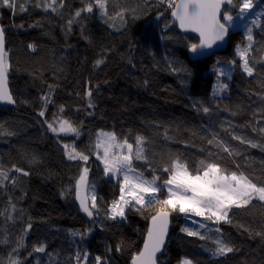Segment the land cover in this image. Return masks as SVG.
Returning <instances> with one entry per match:
<instances>
[{"label":"trees","instance_id":"obj_1","mask_svg":"<svg viewBox=\"0 0 264 264\" xmlns=\"http://www.w3.org/2000/svg\"><path fill=\"white\" fill-rule=\"evenodd\" d=\"M46 2L16 0L15 9L0 7L15 99L14 106L0 105V168L9 175L0 178V264H96L97 256L101 264H131L140 253L159 205H130L126 219L111 218L121 183L105 173L97 156L101 130L133 144L137 135L145 137L147 160L133 159V168L161 182L179 158L193 175L215 163L264 184V15L258 25H228V49L192 60L189 48L199 39L180 31L167 0H106V14L97 6L81 11L94 0H63L62 6L57 0L55 12L45 10ZM235 3L239 8L226 11L239 13ZM248 28L254 37L252 76L237 54L238 46L249 44ZM54 117L69 119L81 136L54 134L48 128ZM73 148L88 160H69L66 151ZM84 168L95 186L92 217L76 195ZM166 197L163 188L158 198ZM172 213L159 264L185 258L193 264H264V202L232 207L228 221L207 220L204 227L188 228L186 213ZM217 240L233 251L214 256ZM38 246L44 252H36Z\"/></svg>","mask_w":264,"mask_h":264},{"label":"snow or ice","instance_id":"obj_2","mask_svg":"<svg viewBox=\"0 0 264 264\" xmlns=\"http://www.w3.org/2000/svg\"><path fill=\"white\" fill-rule=\"evenodd\" d=\"M60 5H63V0H59ZM165 2V0H161ZM168 7L172 8V16L179 21L182 29H191L192 31L200 34V45H191L193 52L197 48L211 47L217 40H223L227 33V26L220 20L221 8L224 5H233V0H167ZM57 0H50L43 4L45 10L51 9L55 12ZM38 7L41 5H37ZM97 6L102 10V14H106V0H94L89 2L81 11L92 12L93 7ZM252 0H243L240 6V18L242 19L246 10L252 8ZM0 7H8L15 9L16 0H0ZM21 11L24 10L23 4L20 5ZM81 11L75 13L76 17L81 15ZM223 20L232 22L234 17L228 12L223 13ZM72 21H69L71 25ZM255 23V21H253ZM246 39L249 44L243 48L237 47V54L242 60L243 71L249 76L254 74V67L250 65L248 54L252 48L254 37L252 29H247ZM32 48V45H29ZM8 53L5 50V32L3 27H0V101L8 103H15L12 95L7 89V73L9 70ZM103 61L97 60L96 64L99 65ZM87 95L90 97L91 92ZM47 104L48 97H42ZM89 103V107H91ZM61 111L63 109L61 108ZM208 112V108L203 109ZM40 116H44L45 112L41 111ZM48 128L54 134H76L79 135V130L66 119L54 117L53 122L48 123ZM264 131V129H261ZM241 139L240 137H234ZM241 142H245L241 139ZM146 138L140 135L136 136L135 142L129 143L124 138L120 139L113 133H98L96 149L98 150L97 156L103 160L105 165V173L120 174L123 173V183L120 187V200L114 201L110 208V215L112 219L117 216L124 217L125 206L134 201V205L151 206L153 203L158 204L159 208L156 214L152 217L153 227L149 229L148 240L145 242L144 250L133 258V264H155V253L160 251L164 242V235L167 231L168 217L170 211H179L181 213H193L196 216H203L207 220L214 222L228 221V212L232 207H246L253 199L264 202V184H257L251 178L243 173L237 174L236 172L227 173L226 170L220 168L215 163H207L201 170H198L195 175L189 172L187 164L182 163L179 158H176L171 163L172 171L169 172L168 179L163 182V185L156 184V177L153 180H147L142 177V174L136 173L133 168V159L147 160L145 154ZM209 143H212L210 140ZM252 147H257L255 143L248 141ZM68 146L65 145V149ZM102 149V156L99 150ZM225 151H231L224 147ZM69 160L80 159L83 161L88 160V156L75 151H66ZM203 164V162H201ZM16 172H21L27 175L23 169L12 166ZM164 171L168 172L167 165L164 166ZM88 169L84 168L76 182V195L80 201V208L89 217L93 216V210L97 209L96 197L93 194L91 202L85 196L81 195L82 190L87 183ZM0 178L8 180L9 175L2 168H0ZM15 183V179H12ZM162 188H166L168 195L165 199H159L157 194L161 192ZM131 199H125V193ZM139 210V209H138ZM29 228L31 225L28 226ZM204 227V225H201ZM189 235H199L198 232L190 231L187 228L182 229ZM218 231V230H217ZM204 239L203 236L200 237ZM216 248L212 252L214 256H223L231 253L233 248L223 240L215 241ZM36 252H44L43 246H38L34 249ZM77 254V260H79ZM87 259V253L84 255ZM96 264H101L102 258L97 256L95 258ZM10 264H19V261L12 260ZM181 264H193L190 259L185 258Z\"/></svg>","mask_w":264,"mask_h":264},{"label":"water","instance_id":"obj_3","mask_svg":"<svg viewBox=\"0 0 264 264\" xmlns=\"http://www.w3.org/2000/svg\"><path fill=\"white\" fill-rule=\"evenodd\" d=\"M234 1L235 0H233V3H234ZM176 3H179V0H177ZM227 6H229V5H224L221 8L220 20H221L222 23H225L224 20H223V13L226 11V7ZM170 15H171L172 20L178 25V27H179L181 32H183L184 34H193V35H196L198 37L199 41L197 43H194V44L199 46L200 45V34L198 32L192 31L191 29H182L180 27V25H179V21H177L172 16V12H171ZM226 26H227L228 30H227V33H226L224 39L223 40H217L215 43L212 44L211 47H204V48L198 47L197 51L193 52L191 50V46H190V48H189V56H190V58L192 60L202 59V58H206V57L212 56L213 54H215L217 52H222V51H225L226 49H228V47L230 45L231 28L227 24H226ZM0 27H3V26L0 24ZM3 29H4V27H3ZM4 32H5V29H4ZM5 50L6 51L8 50L6 32H5ZM7 89H8L9 93L12 95V97L14 99V95H13V92H12V89H11V85H10L9 70H8V73H7ZM14 101H15V99H14ZM0 105L1 106H14L15 103H8L6 101H0ZM89 185H90V181H89V176L87 175V183H86L85 188L82 190L81 195L85 196L87 198V200L89 201V203H90L91 199H90V195H89ZM79 204H80V201H79ZM152 227H153V223H152V218H151L150 219V223H149V228H148V231H147V234H146L145 242L148 240V232H149V229L152 228ZM172 228H173V213H172V211H170V214H169V217H168L167 231H166V234L164 235L163 245L161 246L160 251L155 253V257H154L155 264H159V259L165 253L166 247H167V245L169 243L170 236H171V233H172ZM145 242L143 244V247H142V250L140 251V253L144 250ZM139 254H137L136 256H138ZM131 264H133V259L131 261Z\"/></svg>","mask_w":264,"mask_h":264},{"label":"rangeland","instance_id":"obj_4","mask_svg":"<svg viewBox=\"0 0 264 264\" xmlns=\"http://www.w3.org/2000/svg\"><path fill=\"white\" fill-rule=\"evenodd\" d=\"M243 0H239V3L242 4ZM238 3V2H237ZM237 3H234L232 6V8H239ZM252 8L249 9V10H246V12L244 13V16L243 18L241 19L240 18V11L239 13L237 14H233L232 12L230 13L233 17H234V20L232 22H227V21H224L227 25H229L231 28H244L246 27V22L250 21V22H253L255 21L254 24L258 25L260 22H261V19L263 18V15H264V0H252ZM236 15V16H235ZM223 68V67H222ZM229 72V71H228ZM231 73V71L229 72ZM60 119H63V118H60ZM66 120H69V119H66ZM70 121V120H69ZM71 122V121H70ZM72 123V122H71ZM73 124V123H72ZM73 126H75L73 124ZM101 132H104V133H112V132H108V131H99V133ZM79 136H81V133H79ZM101 156H102V149L99 150ZM97 153H98V150H97ZM101 159V158H100ZM103 162V160H102ZM104 164V163H103ZM105 166V165H104ZM135 169V168H134ZM136 173H140L142 174V177L144 179H147V180H153L154 177H150L148 175H145L143 173H141L140 171L136 170ZM110 175L114 176L115 178L119 179L120 180V183L122 184L123 183V173H120V174H113V173H109ZM158 178V177H156ZM164 182V181H163ZM163 182L160 181V179H156V184L157 185H163ZM163 190V188H162ZM161 190V191H162ZM165 191H166V194L168 195V192H167V189L165 188ZM95 192V186L93 184V182L90 180V185H89V195H90V198L92 197V195L94 194ZM161 194L158 193L157 196L159 197ZM121 196V195H120ZM167 198V197H166ZM125 199H131L128 195H127V190H126V193H125ZM120 200V197L115 200V201H119ZM130 205H134V201L129 204V205H126L125 206V214H124V217H120L122 219H126V211H127V208L128 206ZM112 206V205H111ZM187 215V218H188V221L189 222H192L188 225V228H192L193 227V224L194 223H198L199 225L200 224H203V223H207V219L203 216H196L194 215L193 213H186ZM204 225V224H203ZM147 234V233H146Z\"/></svg>","mask_w":264,"mask_h":264}]
</instances>
